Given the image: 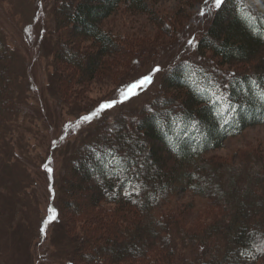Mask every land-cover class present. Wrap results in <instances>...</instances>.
<instances>
[{"label": "trees", "instance_id": "16d2710c", "mask_svg": "<svg viewBox=\"0 0 264 264\" xmlns=\"http://www.w3.org/2000/svg\"><path fill=\"white\" fill-rule=\"evenodd\" d=\"M237 1L227 0L210 19L196 47L202 62L167 71L139 116L119 118L71 163L72 193L89 185L97 190L91 207L108 205L116 207L111 214H123L115 255L108 244L95 248L100 257L111 256L108 264L126 258L137 264H264V157L255 158L256 167L205 158L229 138L264 125V0ZM156 2L54 0L57 26H71L69 38L91 44L89 54L68 49L85 79L95 80L121 51L103 24L121 6L147 15ZM61 47L55 56L60 65ZM13 58L0 30V122L14 107ZM180 192L208 202V221L189 224L166 210Z\"/></svg>", "mask_w": 264, "mask_h": 264}, {"label": "rangeland", "instance_id": "374dc122", "mask_svg": "<svg viewBox=\"0 0 264 264\" xmlns=\"http://www.w3.org/2000/svg\"><path fill=\"white\" fill-rule=\"evenodd\" d=\"M203 2L157 0L147 15L121 6L103 24L120 40L121 51L88 81L68 49L89 54L91 44L69 38L71 26H57L54 0H0V30L14 55V107L0 122V264H108L115 255L123 214H111L116 207L108 205L91 207L89 198L97 190L89 185L81 194L72 193L69 186L77 179L71 163L119 118L139 116L158 95L167 71L181 62L204 60L196 47L216 10ZM61 43L62 65L55 63ZM157 66L161 71L153 84L137 97L91 122L81 119L100 102L119 99L130 82ZM260 157L264 125L229 138L205 158L237 166L255 165ZM209 208L206 200L180 192L166 210L196 224L208 221ZM106 244L111 256L100 257L95 248ZM133 263L126 258L120 264Z\"/></svg>", "mask_w": 264, "mask_h": 264}, {"label": "snow or ice", "instance_id": "6c2138e0", "mask_svg": "<svg viewBox=\"0 0 264 264\" xmlns=\"http://www.w3.org/2000/svg\"><path fill=\"white\" fill-rule=\"evenodd\" d=\"M204 2L206 5H209L211 8L219 11L227 3V0H204ZM200 15H205V13L201 11ZM160 71L161 69L159 66L152 68L147 74L141 76L139 79L133 82H130L124 90L120 91L119 99L110 98L106 101L100 102L95 111L83 116L81 119L85 122H91L93 119L99 117L102 113L114 108L118 103L125 104L129 102L133 98L137 97L142 91L151 86L154 82V75ZM49 171L51 170L49 169ZM52 211L54 218L55 213L54 210Z\"/></svg>", "mask_w": 264, "mask_h": 264}]
</instances>
